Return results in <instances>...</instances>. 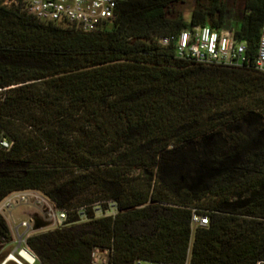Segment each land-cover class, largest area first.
I'll use <instances>...</instances> for the list:
<instances>
[{
	"label": "trees",
	"instance_id": "16d2710c",
	"mask_svg": "<svg viewBox=\"0 0 264 264\" xmlns=\"http://www.w3.org/2000/svg\"><path fill=\"white\" fill-rule=\"evenodd\" d=\"M185 1L124 0L93 33L0 2V204L36 191L68 214L27 239L38 263L94 264L99 249L109 264H264V0L237 19L196 0L190 26ZM204 26L233 31L248 63L178 58L177 37ZM195 213L209 225L193 231Z\"/></svg>",
	"mask_w": 264,
	"mask_h": 264
},
{
	"label": "built area",
	"instance_id": "2783aa9c",
	"mask_svg": "<svg viewBox=\"0 0 264 264\" xmlns=\"http://www.w3.org/2000/svg\"><path fill=\"white\" fill-rule=\"evenodd\" d=\"M124 0H24L27 11L44 23H54L70 26L86 33L104 30L112 24L119 4ZM164 46L171 44L170 39L162 40ZM175 52L180 59H189L204 65H214L227 68H242L249 61L247 46L238 42L233 31H215L209 26L195 27L184 30L175 40ZM255 68L264 74V30L260 39ZM0 146L11 148L10 142L0 139ZM31 206L38 209L44 221L51 224L47 230H59L67 225L68 214L60 211L43 194L36 191L18 192L10 195L0 204V213L6 218L10 216L14 232V241L18 248L10 253L1 264H38L35 255L26 246L27 239L35 233L33 227L36 221H24L14 225V211L19 207ZM115 208V207H113ZM108 215H115L110 212ZM209 218L195 213L193 215V231L207 227ZM24 230V232H21ZM41 231H46L45 228ZM26 253L31 260L26 258ZM109 251L96 249L93 254L94 264H109ZM104 260V261H103ZM135 264H162L138 260ZM186 264H191L190 260Z\"/></svg>",
	"mask_w": 264,
	"mask_h": 264
},
{
	"label": "rangeland",
	"instance_id": "374dc122",
	"mask_svg": "<svg viewBox=\"0 0 264 264\" xmlns=\"http://www.w3.org/2000/svg\"><path fill=\"white\" fill-rule=\"evenodd\" d=\"M0 2L5 6H12L14 4V0H0ZM225 3L227 4L229 10L232 12L234 19H237L241 0H225ZM196 7H197L196 0H186L183 4H180L178 6V11L182 14L184 22L188 26L191 25L192 16H193V13ZM13 215L15 219L21 220V222L22 220H26V221L38 220V222L46 225L45 230L52 229L48 227L51 224L43 220L42 215L39 213L38 209H36L35 207H31V206L19 207L18 209L14 211ZM6 220L12 229L13 222L10 216H6ZM14 240H15L14 232L12 230V241L11 243L5 245L4 247L0 246V257H4L8 255L9 253H13L18 248V244L13 243Z\"/></svg>",
	"mask_w": 264,
	"mask_h": 264
},
{
	"label": "crops",
	"instance_id": "0c3cea01",
	"mask_svg": "<svg viewBox=\"0 0 264 264\" xmlns=\"http://www.w3.org/2000/svg\"><path fill=\"white\" fill-rule=\"evenodd\" d=\"M24 221H26V220H22V222H24ZM22 222H21V220H17V219L14 218V225L19 226V225H21ZM21 232H24V230H21ZM13 243H16V242L14 241ZM16 244H18V243H16ZM18 246H19V244H18ZM8 255H6L4 257H0V264L3 263V261L7 258ZM7 264H14V263L13 262H9Z\"/></svg>",
	"mask_w": 264,
	"mask_h": 264
},
{
	"label": "water",
	"instance_id": "95a60500",
	"mask_svg": "<svg viewBox=\"0 0 264 264\" xmlns=\"http://www.w3.org/2000/svg\"><path fill=\"white\" fill-rule=\"evenodd\" d=\"M46 227V225L36 221V224L34 225L33 227V231L36 233V232H39L41 231L42 229H44Z\"/></svg>",
	"mask_w": 264,
	"mask_h": 264
},
{
	"label": "bare ground",
	"instance_id": "6f19581e",
	"mask_svg": "<svg viewBox=\"0 0 264 264\" xmlns=\"http://www.w3.org/2000/svg\"><path fill=\"white\" fill-rule=\"evenodd\" d=\"M23 255L28 258L29 260H31V258L26 254V253H23Z\"/></svg>",
	"mask_w": 264,
	"mask_h": 264
}]
</instances>
